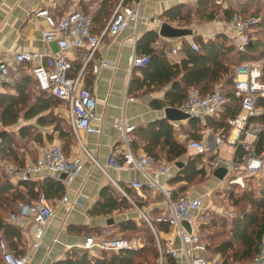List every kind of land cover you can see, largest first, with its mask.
Masks as SVG:
<instances>
[{"label":"built area","instance_id":"1","mask_svg":"<svg viewBox=\"0 0 264 264\" xmlns=\"http://www.w3.org/2000/svg\"><path fill=\"white\" fill-rule=\"evenodd\" d=\"M142 4L143 0H137L131 5H125L124 0H121L100 34L92 32V18L78 10L75 4L66 13L56 18L46 8L33 9L30 14L31 18L44 21V27L39 29L40 39L47 45L55 44L57 52L46 54L19 52L13 54L7 61L0 62V85L13 87L19 79L18 71L22 64L32 65L35 60H41L40 64L31 66L28 72L36 90L61 101L64 105V113L61 117L69 126L75 142L93 165L101 171L103 170L100 165L86 151L80 135L81 133L99 135L103 118L96 110L92 92L83 85L84 68L76 75L73 74L71 56L85 49L88 51L87 63L93 58L105 38H114L130 25H137L141 21ZM1 6L2 0H0ZM260 21L261 18L258 16L236 13L226 23H220L225 24L231 33V39L229 38L231 45L237 52L243 53ZM158 22V19H153L150 23L157 24ZM189 46L194 52L198 51V45L193 39H190ZM180 48L179 44L173 46L169 51L170 55H176ZM149 62V56L133 54L128 59V66L131 70L143 68ZM263 64L264 60L249 61L232 68V94L239 101L240 109L235 117L227 120L228 132L220 131L213 134V160L207 167L206 175L208 178H214L215 170L225 169L227 171L226 177L219 181L217 187L224 183L242 185L246 180H264V142H261L260 138L264 132V123L251 121L264 114V110L257 106L258 101L264 98ZM222 86L221 82L205 95L192 89L187 99L175 109L204 125L208 118L217 117L225 110L227 100L222 92ZM125 100L134 102L133 98ZM114 127L121 132L122 150L119 152L117 148H113L109 162L115 166L117 154L120 153L123 165L130 170L139 171L145 180V182H130L128 185L130 188L139 194L148 190L161 192L164 196L163 207L154 217L156 223L165 224L170 230L167 245L163 249L151 218L147 217L130 200L116 182L108 178L115 190L132 204L139 213L140 219L151 228L159 252V264H162V252L173 259L182 254L189 264H264V239L259 252L247 263L240 261L222 263L217 256H207L206 246L201 242V235L197 231V221L204 209L205 197L203 195L190 197L185 194L172 200L167 183L175 177L178 171L175 163L156 162L146 154L134 151L135 127L129 125L125 118L118 120ZM186 147L187 150H192L203 157H206L209 151L207 142L202 140L188 141ZM224 147L231 150L230 157L227 159L219 155ZM204 164H206L205 161ZM115 167L123 169L118 164ZM1 169L13 184L35 182L47 178L60 181V177L64 176L60 182L64 185L65 192L56 207L53 208L42 194L35 202L20 205V213L11 214L9 217L11 223L20 227H27L32 223L34 227L32 241L25 252L16 254L8 249L3 240H0V264H28L32 254L42 245L45 231L55 217L56 210L61 208L65 213H69L74 205L79 204L76 200L69 204L68 189L81 176L82 158L75 155L67 156L61 145L49 144L40 151L35 160L23 166L4 163L0 165V171ZM183 224L190 227V232ZM175 239L179 240L178 247L175 246ZM56 242L55 239L52 240L53 244ZM143 246L144 242L140 238L114 237L112 231L106 230L100 236L85 237L82 244L75 248L96 255L100 252L119 253L124 250H138Z\"/></svg>","mask_w":264,"mask_h":264},{"label":"trees","instance_id":"2","mask_svg":"<svg viewBox=\"0 0 264 264\" xmlns=\"http://www.w3.org/2000/svg\"><path fill=\"white\" fill-rule=\"evenodd\" d=\"M127 1L135 2L137 0ZM245 3L255 7V9L250 13L247 10L250 7L248 5L237 10L238 5L221 8L215 0H199L196 8L192 10V14L196 17L207 21L219 18L217 17L218 13L225 21H229L236 13L260 17L261 21L255 33L257 37L251 38L243 53L235 50L229 37L220 34L206 41L201 38L194 39L198 45L197 52H194L183 41L180 50L183 59L178 64H171L166 49L156 51L151 47L158 39L156 32L149 31L138 40L136 54L149 56L150 62L147 66L134 70L135 73L129 85V94L140 92L146 94L157 88L161 89L168 86L163 100L151 101L153 109L176 108L187 99L192 89L197 90L201 95H205L222 81L230 90L225 94L227 104L223 113L217 117L208 118L204 125L191 119L186 121L187 130L184 126L176 127L169 121L161 119L145 126L136 127L134 129L133 149L141 148L144 154L156 162L176 163L187 154L186 143H180L175 139L177 132L186 135L187 142L191 140L200 141L202 132L205 130H210L215 134L220 131L222 133L228 132L227 120L235 117L240 109L239 101L232 94V68L243 62L264 60V10H262L264 0H249ZM124 4L127 5L126 0ZM190 13L191 11L185 9L184 6H178L169 10L165 17L170 20H184ZM72 66L73 74L76 75L80 71L81 65L74 66L72 63ZM262 81L264 83V64ZM29 83V77H22L14 85L15 94H0V127L15 126L20 119L24 122L35 119V126L51 127L52 129L51 134L45 135V140L51 142L53 140L52 135L56 134L58 140L64 143L62 146L64 153L69 156L70 147L75 139L69 126L56 112L61 101L45 93H40L33 102H30ZM257 106L264 110V98L258 101ZM251 121L264 123V114L251 119ZM17 136L20 140H34L39 145L43 144V135L34 125L21 127ZM260 138L261 142H264V132ZM14 143V136L10 133H7L4 139L0 141V161L23 166L25 158L18 156ZM201 160L202 156L200 155L189 157L178 169L175 177L168 181L170 186H175V191L171 193L172 200L185 195L191 187H195L198 183L208 179L205 170L200 167ZM120 187L129 197L135 199L137 206H140L126 186L120 185ZM64 190L61 182L54 179L47 178L39 183L20 182L13 184L3 173H0V208L9 212L13 203L21 202V205H28L35 202L42 194L49 202L51 199L62 196ZM229 197L234 205L239 206V213L228 224L225 222L219 225L215 223L210 227L214 232L207 234L208 241L204 244L206 255L209 257L219 255L222 263L229 261L247 263L259 252V247L264 239V188L260 189L258 193L252 190L243 191L238 198H235L230 192ZM130 209L132 206L119 192L112 186H105L100 190L99 200L89 211V214L110 217L115 213ZM153 213L151 222L159 237L160 234L167 233L169 228L165 224L156 223L154 217L158 211ZM142 225L153 236L144 241V246L138 250H124L119 253L100 252L98 256H95L88 251L74 247L67 251L63 260L54 264H159V252L154 234L143 220L140 222L125 221L118 225V231L121 234L129 232L136 234L141 232ZM0 240H3L8 249L13 252L22 241L21 231L8 223L1 214ZM161 248L164 249L162 245ZM23 252L20 251L18 254ZM162 264L176 263L173 258L162 252Z\"/></svg>","mask_w":264,"mask_h":264},{"label":"crops","instance_id":"3","mask_svg":"<svg viewBox=\"0 0 264 264\" xmlns=\"http://www.w3.org/2000/svg\"><path fill=\"white\" fill-rule=\"evenodd\" d=\"M120 1L121 0H2V6L0 7V62L7 61L13 54L19 52L34 54L57 52V48H53L52 44L47 45L40 39L39 29L44 27V21L42 19L36 20L31 18L30 14L33 9L46 8L48 12L56 18L66 13L70 7L75 4L78 10L92 18L93 33L100 34ZM198 1L199 0H143L141 9L142 19L137 25H130L114 38H105L101 46L95 52L93 58L87 63L86 56L88 51L85 49L79 50L71 56L74 66L81 65V69L84 68L83 85L92 92L96 102V110L103 118L99 135L81 133L80 138L86 151L97 164L100 165L104 172L93 165L92 161L82 152L76 142L73 143L69 150V156L75 155L82 158L83 171L81 176L77 178L68 189L69 204L73 203L75 200L78 201L79 204L74 205L69 213H65L61 208L56 210L55 217L50 221L45 231V239L42 245L32 254L31 261L28 264H54L65 258V254L69 250L67 248H74L82 244L85 237L90 235L100 236L106 230H110L114 234L115 231H118L119 224L129 220L135 222L139 221L137 211L125 197L124 198L132 206V209L115 213L110 217L92 216L89 214V211L99 200L100 190L105 186H112L108 178L112 179L119 186H126L135 196L140 206L135 204V199L133 197L126 195L147 217L154 215V211H158L159 213L160 209H162L164 196L161 192L145 190L139 194L128 186L132 181L145 182V180L139 171L130 170L123 165L120 153L117 154L116 163L122 166L123 169H118L115 167L117 164L114 166L109 162L113 148H117L116 150L119 152L122 150L121 132L114 127V124L121 118H125L129 125L136 128L138 126H145L155 120H166L164 117V109H153L151 107V101L163 100L168 86L161 89L157 88L146 94L141 92L129 94L130 81L135 71L131 70L128 66V59L133 54H136L137 42L144 34L149 31H154L158 35L159 26L162 23H167L172 27L186 29L192 32V36L177 39H164L158 35V39L151 45L156 51L163 48L166 49L167 57L171 64H178L183 59L180 53L181 48L176 55H170L169 53L173 46L178 44L181 46L183 41L189 45L190 39L194 40L201 38L203 41H206L220 34L226 35L231 39V33L228 28L225 24L220 23H226L227 21L224 19L222 21H216L217 25L204 24L195 28H184L177 26L180 19L170 20L165 17V14L169 10L178 6H184V8L190 6L195 9ZM247 1L249 0H215L221 8H225L229 5H239L240 7V5ZM126 3L127 5H131L134 1L129 2L126 0ZM153 19H158L159 22L157 24H151L150 22ZM40 63L41 60L37 59L32 65L25 63L20 66V70L18 71L19 79L22 77H29L30 83L28 87L33 85L35 88V84L28 72L31 66ZM36 92L38 96L40 92L37 90ZM6 93L15 94L14 86L5 87L0 85V94ZM126 98H133L134 102H129L125 100ZM33 100H31V102H33ZM56 112L61 117L64 110L60 111L57 109ZM20 121L23 123L21 127L34 125V127L39 130H45L43 133V147H36L38 156L40 151L48 147V144L45 143V135L51 134V127L42 128L35 126V119L28 122H24L22 119H20ZM170 123L176 127L184 126L188 130L186 122ZM46 129H50V132H46ZM213 134L215 133L210 130H205L202 132L201 136V140L207 142L209 149L207 156H202V164L200 165L206 173L208 165L213 160ZM186 138L187 136L183 133L177 132L175 134V139L180 143L187 144ZM134 151L137 153L142 152L139 147L136 150L134 149ZM196 155L194 151L187 150L186 156L182 157L178 162L185 163V160L189 157H194ZM36 157L30 159L31 157L25 154V163L35 160ZM229 157L230 155L228 158ZM224 159L227 158L225 157ZM204 161L206 164H204ZM3 163L0 161V164ZM208 180H210L208 186L211 189L217 186L220 181L216 178H208ZM42 181L44 180L35 182L39 183ZM167 188L171 193L175 191V186H170L168 183ZM212 190L209 193V189L205 190L203 188L191 187L186 191V194L190 197L203 195L206 199L211 195ZM62 196L51 199L49 201L50 205L53 208L56 207ZM20 205L21 202L13 203L9 212L0 208V214L3 217L5 216L4 219L21 231L22 241L14 251L16 254L20 251L25 252L29 248L32 241V232L34 230L32 223L27 227H20L9 221L11 214L20 213ZM158 213H155V215ZM109 219L113 220V224H107V220ZM169 234L170 230H168L167 233L160 234L158 237L160 244L164 248L167 245ZM54 239L57 242L53 244L52 240ZM141 241L144 242L142 239ZM174 242L175 246L178 247L179 240L175 239ZM98 254L99 253L95 256H98ZM215 256L221 259L219 255ZM174 261L176 264H189L182 254L174 259Z\"/></svg>","mask_w":264,"mask_h":264},{"label":"rangeland","instance_id":"4","mask_svg":"<svg viewBox=\"0 0 264 264\" xmlns=\"http://www.w3.org/2000/svg\"><path fill=\"white\" fill-rule=\"evenodd\" d=\"M249 8H247L248 12H252V10L255 9V7H252L251 5L245 3L238 5V7H236L237 10L242 9V6H247ZM191 11L190 15L186 16V18L184 20H180L177 23L178 27H184V28H189V27H197L199 25H204V24H215L217 25L216 21H222L223 18L221 17L220 13H218L216 19H213L211 21H207V20H203V18H198L196 17L194 14H192V10L193 8H191L190 6H188L187 8ZM262 10H264V8L262 7ZM221 18V19H220ZM256 33V31H255ZM255 33L251 36V38L255 39L257 36L255 35ZM228 43V42H227ZM223 86H222V92L223 94H226L227 91H229V87L224 85V81H222ZM28 92H29V96H30V102L31 100H33L35 97H37V92L34 88L33 85H30L28 87ZM58 110L62 111L64 110V105L62 103L59 104V106L57 107ZM22 122L19 121L15 126L9 127V128H3L0 127V132L1 131H6L7 133H10L11 135L14 136L15 139V146H16V150L18 153V156H20V158H25V154H28L31 158L33 159L37 156L38 151L36 150V147H43L42 145L37 144L34 140H20L19 137L17 136L18 130L19 128L22 126ZM48 128V127H47ZM39 132H41V134L43 135V133L45 132V130H39L37 129ZM50 129H46V132H50ZM53 140L51 142H47L45 140L46 144H59L61 146H63V142L58 140L57 135L53 134L52 135ZM44 143V142H43ZM231 154V150L226 149L225 147L220 151L219 155L222 158H228V156ZM9 161V160H8ZM3 163V162H2ZM7 163H11V162H7ZM4 164V163H3ZM2 165V164H0ZM224 170V169H217L214 171L213 173V177L218 179V180H222L220 179L221 174L220 171ZM0 173L2 174L3 171L1 169ZM4 174V173H3ZM227 175V171L224 175L223 178H225ZM210 180H206V181H202L200 183H198L194 188H203V189H209V193L212 189L211 195L209 197H207L205 199V205H204V209L201 212L198 221H197V231L198 233L201 235V242L203 244H206V242L208 241L207 238V234L208 233H212L214 232L212 229H210V227L213 224H221V223H227L233 218L235 217L238 213H239V206L234 205L233 201L231 200V198L229 197L230 192H232V194L234 195V197L238 198L239 194H241L243 191H248V190H252L255 193H258L260 191V189L264 188V181L263 180H257V179H253V180H246L244 181V183H242V185H238V184H228V183H224L223 185H220L219 187L215 186L214 188H210L208 186ZM137 216L139 217V222L142 220L140 219V215L139 213H137ZM5 217V216H4ZM150 217L153 218V216L151 215ZM149 217V218H150ZM206 227V228H204ZM141 232H137L136 234L134 233H119L118 231H115L113 236H124L125 238H135L138 237L140 239H142L143 241H146L150 236L152 237L153 235L151 234V232L147 231L145 229V227L142 225L141 226Z\"/></svg>","mask_w":264,"mask_h":264},{"label":"water","instance_id":"5","mask_svg":"<svg viewBox=\"0 0 264 264\" xmlns=\"http://www.w3.org/2000/svg\"><path fill=\"white\" fill-rule=\"evenodd\" d=\"M158 35L164 39H177V38L192 36V32L190 30L172 27L167 23H162L159 26ZM52 46L53 48H56L55 44H52ZM132 70H135V69H132ZM164 117L169 122H186L188 120H191V118H189L186 114L178 111L175 108H169V107L164 109ZM6 135H7L6 131H1L0 141L3 140ZM175 166L177 169H179L183 166V163L176 162ZM225 173H226L225 170L220 171V174H221L220 179H223ZM63 179H64V176H61V180ZM107 224L108 225L113 224V220L112 219L107 220ZM183 225L187 229V231L190 232V227L186 224H183Z\"/></svg>","mask_w":264,"mask_h":264}]
</instances>
